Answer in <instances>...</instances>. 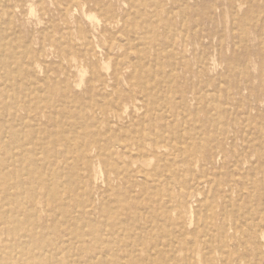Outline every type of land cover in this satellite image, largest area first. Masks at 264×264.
Instances as JSON below:
<instances>
[{
	"label": "rangeland",
	"instance_id": "1",
	"mask_svg": "<svg viewBox=\"0 0 264 264\" xmlns=\"http://www.w3.org/2000/svg\"><path fill=\"white\" fill-rule=\"evenodd\" d=\"M0 59V165L9 163L0 171V264H49L46 252L5 235L3 212L25 218L3 200L17 181L36 233L77 229L87 241L54 264H101L112 253L123 264H264V0H0ZM194 115L213 149L216 137L234 139L207 171L179 162L187 154L175 149H187L181 117ZM207 115L219 120L200 125ZM152 129L164 138L155 156ZM142 134L144 155L134 158ZM99 139L114 142L112 156L83 144ZM49 176L43 184H63L59 205L33 182Z\"/></svg>",
	"mask_w": 264,
	"mask_h": 264
},
{
	"label": "bare ground",
	"instance_id": "2",
	"mask_svg": "<svg viewBox=\"0 0 264 264\" xmlns=\"http://www.w3.org/2000/svg\"><path fill=\"white\" fill-rule=\"evenodd\" d=\"M182 6V5H181ZM29 12H31V11H29ZM168 14V13H167ZM90 16V15H89ZM28 17V16H27ZM93 22H96V21H93ZM98 22V21H97ZM96 22V24H97V26H99L100 24H98ZM99 22H100V20H99ZM91 25V24H90ZM50 26H51V24H50ZM68 29V28H67ZM70 33V32H69ZM5 39V38H4ZM89 39V38H88ZM14 43V42H13ZM137 44V43H136ZM15 45V44H14ZM41 45V44H40ZM138 47V46H137ZM170 48V47H169ZM17 49V48H16ZM98 50H99V48H98ZM2 53H3V51H2ZM139 53V52H138ZM17 54H18V52H17ZM166 54V53H165ZM3 55V54H2ZM18 56V55H17ZM15 57V56H14ZM129 59V58H128ZM1 60V59H0ZM2 61V60H1ZM119 61H120V59H119ZM118 61V62H119ZM204 61V60H203ZM18 62V61H17ZM12 64H14V63H12ZM103 65V64H102ZM106 66V65H105ZM2 67V66H1ZM11 67V66H10ZM9 67V68H10ZM13 67V66H12ZM16 67V66H15ZM110 68V67H109ZM108 68V69H109ZM17 69V68H16ZM39 69V68H38ZM102 69V68H101ZM14 70V69H13ZM82 70H84V69H82ZM4 72V71H3ZM2 72V73H3ZM85 72V71H84ZM84 72L83 73H81V74H84ZM8 73V72H7ZM11 73V72H10ZM16 73V72H15ZM1 74V73H0ZM24 74V73H23ZM2 75V74H1ZM8 75V74H7ZM14 75V74H13ZM16 75H14V77H15ZM27 76V75H26ZM83 76V75H82ZM116 76V75H115ZM4 77V76H3ZM11 77V76H10ZM22 77H23V75H22ZM146 77V76H145ZM2 78V77H1ZM0 78V79H1ZM6 78V77H5ZM29 78V77H28ZM80 78H82V77H80ZM12 79V78H11ZM15 79V78H14ZM13 79V80H14ZM114 79H116L117 80V76H116V78L115 77H113V79H112V81H111V84H112V86H115V84L117 83L116 82V80H114ZM5 80V79H4ZM24 80H25V78H24ZM32 80V79H31ZM1 81H2V79H1ZM82 81V80H81ZM4 82V81H3ZM17 82H19L18 80H17ZM35 82V81H34ZM8 83V82H7ZM14 83V82H13ZM28 83H30V82H28ZM15 84V83H14ZM17 84V83H16ZM19 84V83H18ZM6 85H8V84H6ZM29 86H30V84H29ZM28 86V87H29ZM77 86V85H76ZM80 86V85H79ZM18 87H19V85H18ZM116 90V89H115ZM11 91V90H10ZM29 95V94H28ZM162 95H163V93H162ZM28 97V96H27ZM26 97V98H27ZM125 97H129V98H132L133 99V97H134V94L131 92V91H129L126 95H125ZM121 98H119V100H120ZM168 99V98H167ZM119 100H115V101H112L111 102V107H114V109H118V104L120 103V102H123L122 100L121 101H119ZM185 103V102H184ZM180 106V105H179ZM135 107V106H134ZM126 108H127V106H126ZM136 108V107H135ZM137 110V109H136ZM102 111H105V110H102ZM127 111V110H126ZM141 111V110H140ZM25 112H27V110L25 111ZM112 112H113V110H112ZM197 113H198V111H196ZM215 113V112H214ZM55 115V114H54ZM110 115V114H109ZM118 117V116H117ZM163 118V117H162ZM182 119H183V121L185 122V123H187V127L186 128H184V132L186 133L185 135H186V140H185V143L187 144V149H186V147H175V149L177 150V157H179L180 155H182L183 153L186 155L185 157H183V158H181L180 159V161L179 162H184V163H187L188 164V166L190 167V168H193V167H195L197 164L199 165V166H201V168H203L204 169V167H206V168H208L209 169V166L210 167H212L213 166V164H214V155H215V153H217V152H219V153H217V154H222V151H223V149H224V142H225V138H229L230 139V141L231 142H233V138L232 137H224L223 139H217V137H216V139H214L216 142H215V144H216V146H215V149H213V146L212 145H209L208 143H209V141H211V139H210V137L207 135V136H205L203 133H202V131L200 130V128H197L196 127V122H197V119L195 118V115H194V117L193 118H188V117H186V116H182L181 117ZM227 118V116L224 118V119H226ZM119 119V118H118ZM165 119V118H164ZM217 120H219V119H217ZM217 120L216 119H214L213 117H210V116H208L207 115V118L205 119V120H201V121H199V123H200V125H207V124H214L215 122H217ZM81 121V120H80ZM82 122V121H81ZM105 122H106V124L108 125V126H110V120L109 119H105ZM35 126V125H34ZM68 127V126H67ZM94 127V126H93ZM77 128V127H76ZM24 129V128H23ZM26 130V129H25ZM182 132V131H181ZM79 133V131H77V133H75V135L73 136V137H71L70 136V138H67V139H64V142H63V144H66L67 143V145H70L72 142H75L76 140H77V138L78 137H81L82 136V133L81 134H78ZM142 136H143V134L142 135H140V136H138L137 137V139H135L134 141H133V145H135V147H137V152H136V155H135V157L134 158H136V157H140V156H143L144 155V153H143V151H141V149H142V141L140 140L141 138H142ZM101 137V136H100ZM181 137V136H180ZM196 137V139L195 140H197V139H199V141L201 142L202 140L204 141V143H206V144H208L207 146H206V148L204 149V150H200V149H197L196 147H195V145H193L192 143H194L193 142V140H194V138ZM98 138V137H97ZM111 139V138H110ZM173 139V138H172ZM171 139V140H172ZM147 140H149V143L151 144V147H152V149L150 150V155L151 156H155V155H157L158 154V152H157V149H160V148H162V146H164V145H161V143H163L164 142V138L161 136V137H159V136H157L156 135V132L152 129V130H150V134L148 133V136H147ZM52 141L53 140H51V144H52ZM120 141V140H119ZM18 144H19V146L20 145H22V140H18V141H16ZM121 142V141H120ZM113 141H111L110 142V140H108L107 141V144H108V146H107V148H103V143H101L100 142V139H99V141H97V140H89V141H86V140H84V142H83V144H84V146L85 147H90V149H93L94 148V151H96V153L99 155L100 153H105L107 156H112V154L114 153L110 148H108V147H110V146H112L113 145ZM184 143V142H183ZM202 143V142H201ZM28 144V143H27ZM190 144V145H189ZM200 144V143H199ZM119 145H120V148L121 149H125V148H127V144L126 143H124V142H121V143H119ZM181 145V144H180ZM178 146V145H177ZM57 147V146H56ZM25 148V147H24ZM23 148V149H24ZM45 148V147H44ZM30 149H31V147H30ZM86 150V149H85ZM185 150L187 151V152H185ZM56 152V151H55ZM75 152V151H74ZM72 153V152H71ZM146 153V152H145ZM68 157V156H67ZM158 157V156H157ZM176 157V160H175V162L177 161V158ZM219 157V156H218ZM235 157V156H234ZM9 160V159H8ZM7 160V161H8ZM38 160H39V157H38ZM37 160V161H38ZM30 163V162H29ZM47 163V162H46ZM68 163V162H67ZM9 165V163L8 162H4V163H1V165H0V171L2 172V170L4 169V168H6V165ZM15 165V164H14ZM26 166V165H25ZM45 166V165H44ZM166 166V165H165ZM48 168V167H47ZM174 168V167H173ZM153 169H154V167H153ZM166 169H167V167H166ZM63 170H65V168L63 169ZM123 170V169H122ZM165 170V169H164ZM172 170V169H171ZM205 170V169H204ZM156 171V170H155ZM205 171H207V170H205ZM254 171V170H253ZM65 172V171H64ZM155 173V172H154ZM153 173V175H155ZM65 174H66V172H65ZM102 174V173H101ZM132 174V173H131ZM173 174H171V176H172ZM168 176V175H167ZM229 176V175H228ZM23 177V176H22ZM21 177V178H22ZM95 177H97V176H95ZM178 178H179V176H178ZM95 179V178H94ZM102 179V178H101ZM155 179V178H154ZM157 179H158V176H157ZM174 179V178H173ZM3 180H5V178H3V179H1V176H0V183H2L3 182ZM51 180V178H50V176L49 177H47L46 179H38L37 181H34L33 180V182L35 183V184H43V182H45V181H50ZM264 181V180H263ZM95 182H96V179H95ZM103 182V181H102ZM154 182H155V180H154ZM156 183V182H155ZM190 184V183H189ZM63 184H62V182H55V184H54V188H52V186H51V184H43V186H44V189H45V193H44V195H45V197L46 198H48L49 199V201L50 202H52L54 205H59V203H60V201H61V198L59 197V195H57L59 192H61V191H63V189H62V186ZM78 185V184H77ZM155 185V184H154ZM16 187H17V191H16V195H14V197L12 198V197H10V196H8L5 192V190H3V193H4V198H3V200L5 199V201L6 202H9V201H14V203H16V207L18 208V210L19 211H23V214L25 215V218L24 219H20V218H18V216H14L13 214V216L12 217H10V218H8L6 215H4V214H6V212H3L4 214H2V217H3V219H4V221H7L8 222V226H7V232H5V235L8 237V236H10L13 240H16L17 241V243H15L14 245H12L13 247L14 246H16L17 248H19V249H21V250H29V249H31V247L34 245V248H36L38 251H39V253L40 252H42L41 254H45V252L47 253V255H48V259H49V264H54V263H56L55 262V259H56V257H57V254L59 253V251L60 250H64L63 252H62V254H66L67 255V258H71V256L72 255H80V253L81 252H83L82 250H84V248H86L87 247V244H86V242L87 241H85L84 240V237H83V235L80 233V231H78L77 229H72V230H65V231H62V230H60V227L58 228H56V229H54V228H51V227H47V228H44V229H46V231L43 233V232H40V233H36L35 232V229H37L38 227H40V225L39 224H37L36 222H34V221H32L31 220V217L33 216L32 214H33V210L32 209H29L30 207L27 205V203H26V201L25 200H22V198H21V196H19V194H21L22 193V189H25V187H24V183H23V181H17L16 182ZM59 192H58V191ZM134 191V190H133ZM170 193V192H169ZM132 194V193H131ZM199 194V193H198ZM200 195V194H199ZM198 195V196H199ZM201 196V195H200ZM93 197V196H92ZM155 197H157V196H155ZM160 198V197H159ZM38 199V194L36 193V188H33V189H30V195H29V197H28V200L29 201H31V204L33 203H35V201ZM162 199V198H161ZM65 201V200H64ZM64 201H63V203H64ZM171 201V200H170ZM172 202V201H171ZM187 203V202H186ZM204 206V205H203ZM168 207H169V205H168ZM205 207H206V205H205ZM191 208V207H190ZM30 210H31V214H30ZM59 211V210H58ZM241 211V210H240ZM37 212V211H36ZM35 212V213H36ZM56 212H57V210H56ZM58 213V212H57ZM1 214V213H0ZM145 214V213H144ZM190 215H191V213H189ZM147 215V214H146ZM59 216V215H58ZM57 216V217H58ZM84 216V215H83ZM138 216V215H137ZM238 216V215H237ZM22 217V216H21ZM36 218H37V216H36ZM85 218V217H84ZM237 218V217H236ZM30 219V220H29ZM83 219V218H82ZM122 219V218H121ZM191 219H193V218H191ZM235 220V219H234ZM248 220V219H247ZM189 221H191V220H189ZM25 222H27L26 224H25ZM191 223V222H190ZM123 224H124V222H123ZM189 224V223H188ZM192 224V223H191ZM86 225V224H85ZM153 225V224H152ZM103 227H105L106 225H102ZM124 226V225H123ZM191 226V225H190ZM44 226H42V228H43ZM83 227H86V226H83ZM82 227V228H83ZM182 227V226H181ZM6 229V228H5ZM106 230H108V229H106ZM61 231L62 232H64L63 234H61V235H59L60 233H61ZM35 232V233H34ZM122 232V231H121ZM238 233V232H237ZM71 235L73 236V238L75 239V244H76V246H73V242L71 241ZM104 235V234H103ZM48 237L46 240H44L43 241V243H41L40 241H42V240H40V239H42V237H43V239H45L46 237ZM105 237H106V235H105ZM124 237V236H123ZM222 240H223V242L225 241V242H228L227 240H228V238L229 237H231L230 235H228V232L226 233V232H224V231H222V232H220V236H219ZM26 238H28L27 239V241L26 240H24V239H26ZM33 240V239H35V240H33V242L31 241V240ZM38 240V241H37ZM125 240V239H124ZM12 241V240H11ZM174 241H176V240H174ZM61 242H67L66 243V245H64V246H59V244L61 243ZM160 242V241H159ZM244 242V241H243ZM104 243V241L101 239V237L100 236H98L97 237V239H96V244L97 245H102ZM241 243V242H240ZM130 244V243H129ZM171 244H172V242H171ZM174 244H177V242L176 243H174ZM177 246V245H176ZM80 248V250H78ZM130 251V250H129ZM171 253V252H170ZM60 254V253H59ZM207 254V253H206ZM104 255H105V252H104ZM168 255V254H167ZM165 256V255H164ZM163 256V257H164ZM66 258V259H67ZM121 256L120 255H118V254H116V253H112L111 254V258H106L105 256H103L102 258H101V260H100V263L101 264H123L122 263V261H121ZM247 260V259H246ZM70 262V264H77V262H75V260H71V261H69ZM175 262V261H174ZM152 263V262H151ZM150 263V264H151ZM176 263V262H175ZM38 264H41V263H38ZM46 264H48V262H46ZM128 264V263H127Z\"/></svg>",
	"mask_w": 264,
	"mask_h": 264
}]
</instances>
